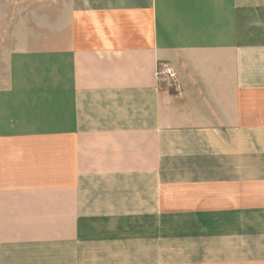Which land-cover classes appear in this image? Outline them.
<instances>
[{
    "label": "crops",
    "instance_id": "crops-1",
    "mask_svg": "<svg viewBox=\"0 0 264 264\" xmlns=\"http://www.w3.org/2000/svg\"><path fill=\"white\" fill-rule=\"evenodd\" d=\"M2 72L0 264H264V0H0Z\"/></svg>",
    "mask_w": 264,
    "mask_h": 264
},
{
    "label": "built area",
    "instance_id": "built-area-1",
    "mask_svg": "<svg viewBox=\"0 0 264 264\" xmlns=\"http://www.w3.org/2000/svg\"><path fill=\"white\" fill-rule=\"evenodd\" d=\"M156 77L160 81L175 85L177 84V73L168 62L158 63Z\"/></svg>",
    "mask_w": 264,
    "mask_h": 264
},
{
    "label": "rangeland",
    "instance_id": "rangeland-1",
    "mask_svg": "<svg viewBox=\"0 0 264 264\" xmlns=\"http://www.w3.org/2000/svg\"><path fill=\"white\" fill-rule=\"evenodd\" d=\"M1 74H3V72H2V73H0V76H5V74H3V75H1Z\"/></svg>",
    "mask_w": 264,
    "mask_h": 264
}]
</instances>
